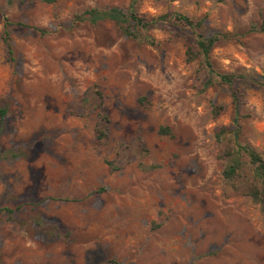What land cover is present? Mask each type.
<instances>
[{
    "label": "rangeland",
    "instance_id": "rangeland-1",
    "mask_svg": "<svg viewBox=\"0 0 264 264\" xmlns=\"http://www.w3.org/2000/svg\"><path fill=\"white\" fill-rule=\"evenodd\" d=\"M128 3L0 0V264H264V202L222 173L234 138L264 161V0H135L217 34L214 72L174 18L75 17Z\"/></svg>",
    "mask_w": 264,
    "mask_h": 264
},
{
    "label": "trees",
    "instance_id": "trees-1",
    "mask_svg": "<svg viewBox=\"0 0 264 264\" xmlns=\"http://www.w3.org/2000/svg\"><path fill=\"white\" fill-rule=\"evenodd\" d=\"M45 2H52L54 0H43ZM135 0H129L126 11L118 7H106L104 9L90 8L84 10L82 13L76 14L75 17L78 20H87L91 23H95L100 19H107L113 21L115 24H126L121 26L122 32L128 36L135 37L137 32L134 28L147 29L152 24L161 21L174 18L177 21L185 24L195 34L194 43L197 48V52L202 55L204 65L208 68L209 72H214L209 61V53L213 45L218 39L217 34L204 35L201 32L196 31L199 26V21H194L191 18L180 14H161L156 17L146 18L145 16L138 15L133 9V3ZM259 31H264V25H260ZM144 39L148 43H152L153 40L148 35L144 36ZM2 40L5 46L8 48L7 32L3 30ZM188 59H191L194 53L187 49ZM220 81L230 84L232 82L233 75L226 73H215ZM264 86V84H263ZM5 110L0 108V117L3 116ZM242 151L247 156V166L249 167L251 180H245L242 175L243 163L239 160V152ZM230 161L223 169V176L230 182L231 187L247 196L257 203L264 202V161L260 155L252 148L246 145L238 143L234 138V145L228 152Z\"/></svg>",
    "mask_w": 264,
    "mask_h": 264
}]
</instances>
